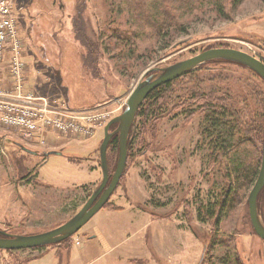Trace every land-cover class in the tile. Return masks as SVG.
Masks as SVG:
<instances>
[{
	"label": "rangeland",
	"instance_id": "1",
	"mask_svg": "<svg viewBox=\"0 0 264 264\" xmlns=\"http://www.w3.org/2000/svg\"><path fill=\"white\" fill-rule=\"evenodd\" d=\"M118 2L16 0L24 89L68 107L93 109L99 118L92 120L89 134H49L44 146H36L14 129H0V230L8 234L48 231L81 208L101 178L102 124L121 113L145 70L219 47L246 52L264 63V0H225L224 15L212 0H204L201 10L176 9L184 30H176L169 48H161L150 30L136 25ZM118 30L140 35L121 38L115 34ZM192 77L202 89L222 92L228 87L238 98L240 112L247 97L249 120H264V86L248 70L218 65ZM181 112L174 110L157 121L154 137L144 135L143 146L137 147L139 138L134 139L123 175L108 199L117 209L125 208L105 218L116 232L115 244L109 250L90 251L102 255L76 256L98 220L100 214H95L71 236L84 244L73 249L69 264H208L218 250L209 246L211 234L213 239L232 236V247L243 264H264V241L253 232L248 216L250 188L215 228L199 217L198 208L216 196L220 175L208 162L209 140L202 117L197 113L185 117ZM49 151L60 154L49 155L42 164ZM109 155L112 168L116 157L111 151ZM257 199L258 216L264 221V195ZM48 249L55 248L0 249V264H16ZM48 254L27 264H48L51 259V264H67L62 252L57 257Z\"/></svg>",
	"mask_w": 264,
	"mask_h": 264
},
{
	"label": "trees",
	"instance_id": "2",
	"mask_svg": "<svg viewBox=\"0 0 264 264\" xmlns=\"http://www.w3.org/2000/svg\"><path fill=\"white\" fill-rule=\"evenodd\" d=\"M118 1L119 4L125 6L124 11L126 10L129 13L136 25H143L150 30L151 38L156 40L161 48H169L168 46H170L176 30H184L180 16L175 12L176 9L180 8L190 11L196 8V10H201L204 6V0ZM212 1L214 2L213 5L218 7L224 15L225 0ZM144 27H141V29ZM135 33L131 30H118L115 34L121 38L134 39L135 36L140 35V33ZM134 34V37H129ZM83 39L85 38L83 37ZM176 44L171 45L170 49L176 48L178 46ZM218 65H233L253 73L246 67L236 63L225 60H213L189 74L156 87L146 96L136 111L134 124L129 133L130 141L127 148L128 157L134 145V139L139 138L136 144L137 147L143 146L145 143L144 135L148 134L154 137L156 122L170 115L174 110L180 109L185 117L191 113L200 114L206 125L203 133L209 140L207 148V152H209L208 162H212L216 166L220 175V184L216 186L217 194L214 199L207 205L200 206L198 213L201 220L211 222L213 228L218 225L221 216L230 212L244 200L246 191L251 188L257 176L262 152L264 151V120L262 123L255 122L253 119L249 120L247 97L244 98L246 100L245 102L243 101V110L240 112L237 107L238 98L234 96V93L228 87L226 91L222 92L219 89H202L197 84V79L192 77L199 71L214 70ZM253 74L264 86L263 81L255 73ZM188 77L191 78L189 79ZM186 78L189 81H184ZM112 129H114V126L111 127ZM117 147L118 138L115 134L110 138L106 151L109 172H112L115 166V164L112 168L109 166V152L115 153L116 157ZM43 158L42 164L46 160V157ZM261 194L264 195V187L258 198ZM102 208L117 209L109 201ZM261 222L264 225V221L261 220ZM233 235H236V232ZM215 238L213 239L211 234V239H208L212 242L209 245L210 247L216 246L218 248L217 254L211 256L209 261L207 260L208 264H243L232 247V236ZM71 241L69 237L60 243L49 245V247L64 246L65 252H68ZM44 247L46 246L38 248ZM6 251L10 252L9 250ZM36 257L25 258L17 261L16 264H27Z\"/></svg>",
	"mask_w": 264,
	"mask_h": 264
},
{
	"label": "water",
	"instance_id": "3",
	"mask_svg": "<svg viewBox=\"0 0 264 264\" xmlns=\"http://www.w3.org/2000/svg\"><path fill=\"white\" fill-rule=\"evenodd\" d=\"M180 44H182L181 41L178 42L176 46ZM213 60H225L242 65L255 73L264 83V63L246 52L233 48H209L187 59L177 61L167 66H153L148 68L142 73L140 80L128 93L121 113L111 118L103 128V137L98 146V162L101 178L96 187L88 195L87 200L81 208L64 223L41 233L11 235L0 230V249L9 251L34 249L60 243L74 235L105 205L116 188L126 166L130 129L134 124L136 111L146 96L156 87L189 74L205 63ZM112 126H114V129L111 130ZM115 134L118 138L117 156L114 169L112 172H109L106 151L110 138ZM10 143L18 146L27 153L36 154L35 151L22 147L18 143ZM59 154V151H49L44 153V156L48 157L49 155ZM263 187L264 151L262 152L257 176L247 195L250 225L255 235L262 241H264V225L258 216L257 198Z\"/></svg>",
	"mask_w": 264,
	"mask_h": 264
},
{
	"label": "built area",
	"instance_id": "4",
	"mask_svg": "<svg viewBox=\"0 0 264 264\" xmlns=\"http://www.w3.org/2000/svg\"><path fill=\"white\" fill-rule=\"evenodd\" d=\"M15 6L16 0H0V129H14L36 146H44L49 134H89L92 120L99 118L93 109L68 107L58 99L24 89Z\"/></svg>",
	"mask_w": 264,
	"mask_h": 264
},
{
	"label": "crops",
	"instance_id": "5",
	"mask_svg": "<svg viewBox=\"0 0 264 264\" xmlns=\"http://www.w3.org/2000/svg\"><path fill=\"white\" fill-rule=\"evenodd\" d=\"M123 212H125V208H119V209L101 208L97 213H95L100 215L98 217V220L94 224H92L91 228L89 229L91 235L89 239L85 242L86 245L84 244V242L81 243L77 238H73L68 252H65V250L62 251L61 247H57L55 249H50V250L48 249L45 250L43 253H41L39 256H37L35 259H33L32 263L37 262L39 260H44L46 257H49L50 255L48 253L52 252V254L55 257H57V255L62 252L63 253L62 255H65L64 262L66 261V263L69 264L71 259L73 258V255H75L73 254V249L76 247L77 248L81 247L83 244H84L83 247H81L82 249H80L79 252L78 251L76 252L77 257H81L82 259V255H102L100 254V251L98 252L95 251L93 253H90V251L92 248H96V247H101L109 250V246H113L115 244L114 239L116 237L115 236L116 232L114 230L111 231L109 227L106 225L105 218L109 216L108 214H118ZM132 215L133 217H136L137 214L132 213ZM53 260L54 259H51L48 264H51ZM53 264L56 263L53 262Z\"/></svg>",
	"mask_w": 264,
	"mask_h": 264
},
{
	"label": "flooded vegetation",
	"instance_id": "6",
	"mask_svg": "<svg viewBox=\"0 0 264 264\" xmlns=\"http://www.w3.org/2000/svg\"><path fill=\"white\" fill-rule=\"evenodd\" d=\"M18 26V25H17Z\"/></svg>",
	"mask_w": 264,
	"mask_h": 264
}]
</instances>
